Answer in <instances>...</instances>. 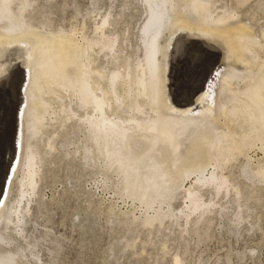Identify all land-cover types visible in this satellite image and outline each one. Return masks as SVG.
Returning a JSON list of instances; mask_svg holds the SVG:
<instances>
[{"label":"bare ground","instance_id":"6f19581e","mask_svg":"<svg viewBox=\"0 0 264 264\" xmlns=\"http://www.w3.org/2000/svg\"><path fill=\"white\" fill-rule=\"evenodd\" d=\"M139 1L145 14L140 36L142 47L137 45L136 48L140 54L121 57L119 42L125 41L126 37L119 38L115 32L108 31L107 26L114 20L108 19L109 12L94 23L90 35L80 32V39L76 42L69 39L70 33L75 34L72 29L51 30L49 21H38V25L31 22L36 10L35 0H0V78L4 71L15 72L17 64L24 63V56L31 52L28 49L31 44L24 42L29 30L41 28L54 37L53 40L45 39L46 35L44 39H34V43L40 44L28 67L30 81L27 95L31 104V120L30 128L27 129H30L31 141L28 139L30 142L24 154L17 198L10 209L7 206L9 214L5 216V226L0 229V244L11 242L14 240L12 233L20 235L23 231L31 196L39 190H36V185L42 171L39 170L40 162L44 154L56 150L57 145L52 140L55 131H47V124L43 123L46 119L58 120L62 125L64 120L76 117L77 121L85 125L84 142L82 146L75 147L74 152L81 151L83 158L92 162L99 160L103 180H112L117 194L130 197L143 208L141 215L133 216L129 222L138 220L148 231L154 227L159 231L165 219L176 221L179 217L185 221L189 219L195 225L203 215L214 213L209 206L217 205L212 199L218 193L232 191L237 198L242 197L238 186L240 183L237 185V182L221 172L226 164L241 153L245 157L240 164L241 175L246 179L255 178L257 182H264V163L257 161L253 165L245 155L246 150L257 143L259 148H264V55H259V51L264 49V25L259 28L263 38L259 41L251 36L250 28L241 24L228 25L230 27L210 25L223 23L235 16L233 6L230 9L216 7L213 0ZM235 1L237 5H242L246 0ZM15 2L18 3L16 7ZM184 4H189L190 15L199 23L197 28L182 21ZM83 23L82 27L86 25ZM186 28L192 31L190 38L199 36L209 42L220 41L232 51H244L249 55L251 72L236 76L243 86L227 83L226 80L221 82L220 88L218 86V96L213 105L214 115L181 116L170 111L172 105L166 95L168 86H165V64L162 59L167 52L161 41ZM228 35L233 36L231 41ZM237 35L240 37L238 40ZM209 53L219 58L217 53ZM99 54L105 61L98 58ZM105 63L108 66L104 67ZM6 77L7 72L3 78ZM4 80L7 81L4 84H8L9 80ZM66 97L70 98L68 103L63 102ZM55 99L60 102L58 112L52 110V101ZM42 136H45L44 141H41ZM209 166L211 171L207 174ZM190 177H193L190 186H185L184 195L179 196L182 182ZM206 193L209 198H203ZM176 197L181 198L184 206L174 212L170 200ZM244 200L247 202L246 198ZM237 203V208L244 205V201L239 205ZM219 209L215 210V215L220 216ZM235 210L232 213L235 219H242L240 209ZM1 251L0 264H18L21 251L14 248L8 249L6 253ZM176 256H173V264H180Z\"/></svg>","mask_w":264,"mask_h":264},{"label":"rangeland","instance_id":"374dc122","mask_svg":"<svg viewBox=\"0 0 264 264\" xmlns=\"http://www.w3.org/2000/svg\"><path fill=\"white\" fill-rule=\"evenodd\" d=\"M35 1L36 10L34 9L32 14L34 18L31 22L37 24L40 21H49L51 30L72 29L75 34L70 33L69 39L72 41L74 39L76 42L80 39V32L84 31L83 33L90 35L94 23L109 12L108 19L114 20L113 25L110 23L107 26L108 31L115 32L119 38L126 37L123 43L119 42L120 56L140 54L136 48L137 45L139 48L142 47L140 36L145 14L139 0ZM213 1L216 7L230 9L233 6L236 11L235 16L229 20L218 24L210 23V25L226 27L241 24L250 28L253 38L263 40L259 28L264 25V0H246L242 5H237L235 0ZM17 4L15 2L14 6L16 7ZM188 5L182 6L184 11L182 21H186L184 24L187 23L188 26L197 28L199 23L190 15ZM82 23L86 25L82 27ZM186 29L174 32L161 41L167 52L162 59L165 64V86H168L166 95L167 99H170L169 104L172 105L170 111L181 116L214 115L213 105L218 96V86L220 88L221 82L226 80L227 83L242 87L243 82L236 76L251 72L252 66L250 68L248 64L249 55L244 51H232L220 41L209 42L208 39L199 36L190 38L192 31ZM229 35L228 40L231 41L230 38L233 36ZM44 36L48 40L54 39L53 35L41 28L31 29V32L29 30L24 42L31 44L28 49L32 54L31 52L24 54V63L17 64L15 72L6 71L8 73L6 78H3L6 73L4 71L0 78V218L3 216L0 219L2 222L0 229L5 226L8 211L17 198L25 162L24 154H26V146L31 141L30 129H27L30 128L31 120L29 110L31 104L27 95L30 81L29 65L33 53H36L40 44V42L34 43V39H44ZM236 37L237 40L240 39L238 35ZM63 40L66 41L64 38ZM209 51L217 53L219 58ZM259 53L264 55V49ZM98 58L104 60L100 54ZM106 66L107 63L104 64V67ZM4 79L9 80L8 84H4L7 82ZM68 101H70L68 97L63 99L64 103ZM59 103L58 99L52 101L54 112H58ZM43 123L47 124L45 127L48 132L55 131L52 140L55 146L57 145L56 150L44 154L42 164L40 162L39 170L42 171L39 173L40 178L36 185V190H39L31 196L30 209L25 216L26 222L22 225L23 231L20 235L12 233L14 240L6 236L12 241L0 244V251L3 249L1 251L3 253L11 248L21 251L22 257H19L18 264H173L175 255L182 264H264V182H257L255 178L246 179L241 175L240 164L245 159L244 153L236 156L221 171L233 182H237V185L240 183L238 186L242 197L237 198L232 191L227 194L218 193L212 199L217 205L209 206L214 213L203 215L195 225L191 224V220L185 221L183 217H179L177 218L179 222L165 219L161 230L160 226L159 231L157 227L148 231L139 224L138 220H135V223L129 222L133 216H140L143 208L130 197L117 194L112 180H110L112 183L103 180L99 160L92 162L84 159L81 151L74 152L75 147L82 146L84 142L85 125L77 121L76 117L64 120L62 125L58 120L46 119ZM62 137L65 139L63 140ZM44 140L45 136H42L41 141ZM259 147L257 143L245 152L253 165L260 161L264 163V148ZM41 149L43 150L44 147L41 146ZM210 167H207V174L211 171ZM192 180L193 177H190L182 182L183 188L178 190V193L181 191L179 196L184 195L185 186L189 187ZM206 194L203 198L207 196L209 198ZM241 201H244V205L237 208L236 203L239 205ZM181 203L180 197L170 200L174 212L184 206V203ZM217 209L220 210V216L215 215ZM235 209H240L242 219L236 220L232 215ZM109 210H112L111 214ZM222 212L225 213L224 216ZM205 220H208V223Z\"/></svg>","mask_w":264,"mask_h":264}]
</instances>
